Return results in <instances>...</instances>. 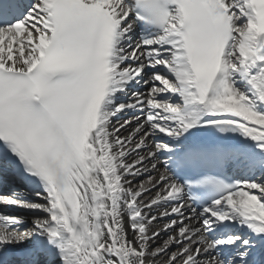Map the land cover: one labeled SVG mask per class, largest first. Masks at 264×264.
I'll list each match as a JSON object with an SVG mask.
<instances>
[{
    "label": "snow or ice",
    "instance_id": "obj_1",
    "mask_svg": "<svg viewBox=\"0 0 264 264\" xmlns=\"http://www.w3.org/2000/svg\"><path fill=\"white\" fill-rule=\"evenodd\" d=\"M0 264H264V0H0Z\"/></svg>",
    "mask_w": 264,
    "mask_h": 264
},
{
    "label": "bare ground",
    "instance_id": "obj_2",
    "mask_svg": "<svg viewBox=\"0 0 264 264\" xmlns=\"http://www.w3.org/2000/svg\"><path fill=\"white\" fill-rule=\"evenodd\" d=\"M141 179H143V177Z\"/></svg>",
    "mask_w": 264,
    "mask_h": 264
}]
</instances>
